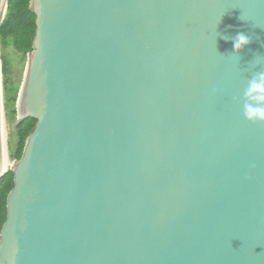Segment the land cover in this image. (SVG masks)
Listing matches in <instances>:
<instances>
[{"label":"water","instance_id":"obj_1","mask_svg":"<svg viewBox=\"0 0 264 264\" xmlns=\"http://www.w3.org/2000/svg\"><path fill=\"white\" fill-rule=\"evenodd\" d=\"M30 10L15 127L37 125L10 169L0 264H264V124L243 115L264 0Z\"/></svg>","mask_w":264,"mask_h":264},{"label":"trees","instance_id":"obj_2","mask_svg":"<svg viewBox=\"0 0 264 264\" xmlns=\"http://www.w3.org/2000/svg\"><path fill=\"white\" fill-rule=\"evenodd\" d=\"M30 6L31 0H9L6 18L0 26V38L11 39L19 51L26 53L34 51L33 44L37 31L36 15L31 12ZM36 125L37 120L28 117L16 126L18 142L12 159L22 158L27 139ZM14 187V172L9 170L0 180V241L8 217L9 195Z\"/></svg>","mask_w":264,"mask_h":264},{"label":"rangeland","instance_id":"obj_3","mask_svg":"<svg viewBox=\"0 0 264 264\" xmlns=\"http://www.w3.org/2000/svg\"><path fill=\"white\" fill-rule=\"evenodd\" d=\"M31 54L29 52L19 51L11 39L3 40L0 38L1 88L6 117L5 121L9 134L8 154L12 165L18 161L11 157L15 153L18 142L15 123L18 117V106ZM10 169L11 167L8 170Z\"/></svg>","mask_w":264,"mask_h":264},{"label":"clouds","instance_id":"obj_4","mask_svg":"<svg viewBox=\"0 0 264 264\" xmlns=\"http://www.w3.org/2000/svg\"><path fill=\"white\" fill-rule=\"evenodd\" d=\"M242 19V18H241ZM228 39V37H224ZM251 39L249 36L239 33L234 38L233 48L238 54L249 44ZM258 56L253 62V66L260 65L261 60ZM243 115L244 118L252 124H264V70L254 71L251 78L247 82V86L243 91Z\"/></svg>","mask_w":264,"mask_h":264},{"label":"bare ground","instance_id":"obj_5","mask_svg":"<svg viewBox=\"0 0 264 264\" xmlns=\"http://www.w3.org/2000/svg\"><path fill=\"white\" fill-rule=\"evenodd\" d=\"M7 0H0V23L4 20ZM22 96V95H21ZM21 100V98H20ZM20 102L18 106V116L20 114ZM4 101L1 88V73H0V175L5 173L13 165L9 159L8 142L9 134L5 119Z\"/></svg>","mask_w":264,"mask_h":264}]
</instances>
